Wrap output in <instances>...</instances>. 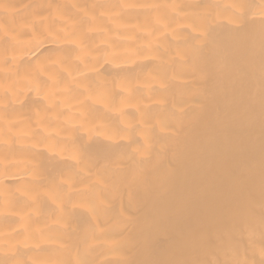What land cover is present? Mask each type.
<instances>
[{"label": "bare ground", "instance_id": "obj_1", "mask_svg": "<svg viewBox=\"0 0 264 264\" xmlns=\"http://www.w3.org/2000/svg\"><path fill=\"white\" fill-rule=\"evenodd\" d=\"M0 264H264V0H0Z\"/></svg>", "mask_w": 264, "mask_h": 264}]
</instances>
